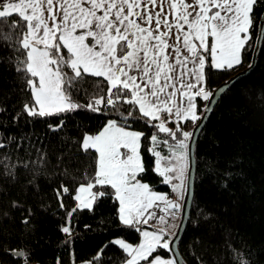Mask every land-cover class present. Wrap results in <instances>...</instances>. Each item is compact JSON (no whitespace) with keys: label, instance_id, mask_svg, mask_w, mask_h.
Returning a JSON list of instances; mask_svg holds the SVG:
<instances>
[{"label":"snow or ice","instance_id":"1","mask_svg":"<svg viewBox=\"0 0 264 264\" xmlns=\"http://www.w3.org/2000/svg\"><path fill=\"white\" fill-rule=\"evenodd\" d=\"M261 4L264 0H0V45L11 49L14 58L9 62L25 85L23 91L30 93L23 113L47 117L74 112L82 105L73 101V94L87 95L84 86L92 84L96 94L83 107L92 112L112 108L120 117L108 120L97 134L84 133L78 142L85 153L96 154V168L89 182L76 190V208L68 212L63 233L72 234L76 209L92 210L99 198L113 194L119 202V222L127 227L147 224L155 217L149 209L161 202L165 216L182 207L138 179L146 170L140 152L145 134L130 130L132 122L144 119L177 141L169 146L170 158L161 156L156 146L168 140L153 134L149 151L155 157L156 174L166 184L178 180L172 191L182 196L187 190L186 141L192 133L183 132L179 139V124L200 120L196 98L210 101L214 95L205 87L206 66L230 70L242 62L241 51L257 26L254 19L264 20V15L254 17ZM258 26L264 29V24ZM86 77L102 78L106 86ZM124 105L129 107L121 111ZM20 115L17 112L14 118ZM168 123L176 125L174 131ZM62 126L63 120L53 130ZM4 147L0 142V149ZM9 159L4 155L0 166L5 176L15 179L17 164L7 163ZM97 186L113 192H94ZM61 188L68 193L67 187ZM13 207L20 205L13 202ZM165 216L158 218L157 231L140 232L136 246L121 239L112 242L126 254L122 264H178V259L153 255L158 249L170 250L173 243L164 239ZM102 252L93 259H100Z\"/></svg>","mask_w":264,"mask_h":264},{"label":"trees","instance_id":"2","mask_svg":"<svg viewBox=\"0 0 264 264\" xmlns=\"http://www.w3.org/2000/svg\"><path fill=\"white\" fill-rule=\"evenodd\" d=\"M263 11L264 4L257 6L254 17L262 16ZM259 21L254 19L257 26L250 30L239 65L230 70L206 66L207 91L250 65ZM62 52L67 55L66 49ZM205 55L210 61V55ZM10 57L14 58L11 49L0 45V106L5 109L0 112V142L5 144L0 159L7 155V163L17 164L15 179L5 176L0 166V262L122 264L126 254L112 242L121 239L135 245L140 239L137 229L142 227L119 222L114 194L99 198L92 210L76 209L72 234L61 231L68 223V212L76 208L78 186L86 185L95 174L96 154L85 153L78 142L84 133L97 134L108 120L119 121L120 117L112 108L102 106L101 112H92L83 107L96 94L92 84L84 86L87 95L84 91L73 94V101L82 105L76 111L28 117L23 104L30 100V93L23 91L25 85ZM196 105L200 116L204 100L197 97ZM17 112L21 115L14 118ZM61 120L63 126L54 131ZM195 123L179 124L178 138ZM167 126L173 131L176 127L173 123ZM130 130L145 134L140 152L146 170L138 179L154 192L171 195L170 186L154 171L150 137L156 134L161 141L168 140V144L156 146L165 157L176 141L158 133L144 119L132 122ZM105 190L113 192L110 187L93 188L94 192ZM13 202L20 207H13ZM170 218V213L165 216L167 222ZM177 247L185 264H264V35L254 68L221 93L196 136L192 201ZM101 249L100 259L94 260ZM13 251H22L23 257L12 256ZM153 255L166 257L169 252L158 249Z\"/></svg>","mask_w":264,"mask_h":264},{"label":"water","instance_id":"3","mask_svg":"<svg viewBox=\"0 0 264 264\" xmlns=\"http://www.w3.org/2000/svg\"><path fill=\"white\" fill-rule=\"evenodd\" d=\"M262 15H264V11H263ZM259 24H264V20H260ZM263 35H264V29H262L261 27L258 26L257 37H256V40H255V43L253 46L250 65L247 66L246 68H244L243 70L238 71L236 74H234L232 77H230L227 81L223 82L222 84H220L218 87H216L212 91V93L214 94L213 97L211 98L210 101H206L204 108L202 110V113L200 115L201 119L198 120L196 122V124L194 125V127L192 128V131H191L192 136L187 142V145H188V148H187V159H188L187 190L185 191V194L183 197L179 221H178L177 227H176L175 232H174L175 236L171 237V240L173 241V243L170 245V250H169V253L173 257V259H178V264H185L184 260L182 259L181 255L178 251L177 243H178V240L181 237L182 232L184 230L186 220H187V216H188L189 207H190V204L192 201V179H193V170H194V145H195L196 136H197L199 130L201 129V127L203 126V124L205 123V121L207 120L208 116L210 115V113H211L218 97L221 95V93L226 88H228L230 85H232L234 82H236L239 78L248 74L254 68L256 61H257V58H258V55H259V52H260V49H261ZM19 253H22V255ZM10 254L14 257H17V258L23 257L22 251H20V252L13 251V252H10Z\"/></svg>","mask_w":264,"mask_h":264},{"label":"crops","instance_id":"4","mask_svg":"<svg viewBox=\"0 0 264 264\" xmlns=\"http://www.w3.org/2000/svg\"><path fill=\"white\" fill-rule=\"evenodd\" d=\"M198 43V42H197ZM211 43V38L209 37V44ZM211 58V57H210ZM196 102V101H195ZM165 119L166 120H168V119H172V118H169V117H167V116H165ZM181 123H183V122H180V124ZM103 129V128H102ZM101 129V130H102ZM100 130V131H101ZM78 189V188H77ZM156 193H158V194H162V195H166V194H164V193H160V192H156ZM171 196H172V193H171ZM171 196H167V197H171ZM76 203H77V201H76ZM159 207L160 208H163L164 207V205H163V203L161 202V203H159ZM157 208V207H156ZM156 208H153V209H149V212H155V209ZM170 217H172V218H170V220L167 222V224L166 225H164L165 226V229H167L166 230V232H167V235H165V237H164V239L165 240H169V239H171V232H170V229H171V227L173 226V218L175 219L176 218V216H178V214H179V212H178V210H170ZM148 214L147 213H145V216H147ZM156 215V214H155ZM155 224H159L158 223V219H156L155 217L154 218H152V219H149V221H148V223L147 224H139V226L140 227H142L141 229H140V232L141 231H150V232H154V231H157L158 230V228L160 227H154V225ZM145 226V227H144ZM147 227H149V228H147ZM141 239H142V237H141V235H140V239H139V241H138V243L137 244H139V242L141 241ZM137 244H135V245H133V246H136ZM132 245V244H131ZM163 257V256H162ZM165 258H169V256H166ZM79 264H89V262H84V263H79Z\"/></svg>","mask_w":264,"mask_h":264},{"label":"rangeland","instance_id":"5","mask_svg":"<svg viewBox=\"0 0 264 264\" xmlns=\"http://www.w3.org/2000/svg\"><path fill=\"white\" fill-rule=\"evenodd\" d=\"M42 47V46H41ZM205 103H206V101L204 100V105H205ZM204 108V107H203ZM202 108V109H203ZM200 115V114H199ZM158 123V122H157ZM196 124V123H195ZM191 130H189V131H185V132H189V133H191V131H192V128H190ZM182 139H183V137H182ZM181 139V140H182ZM177 142V141H176ZM188 141H186V143H187ZM186 152H187V149H186ZM161 153V152H160ZM161 156H164L162 153H161ZM169 158H170V155L168 156ZM154 167H155V163H154ZM187 168H188V159H187ZM187 168H186V178H187ZM179 183V181L178 180H175V179H173L172 180V184H178ZM172 184H167V185H169L170 186V189H171V193H172V196L171 195H169V196H171V197H167L168 198V200H171V201H174V202H176V203H178V204H180L181 206H182V202H183V197H184V194H185V192L183 193V195L181 196L179 193H177V192H173L172 191ZM79 187V186H78ZM113 191V190H112ZM76 194V193H75ZM166 196H168V195H166ZM115 197V196H114ZM118 202V201H117ZM118 205H119V202H118ZM180 210H181V208L178 210V212H179V214H178V216H176V218L174 219L173 218V226L171 227V229H170V232H171V236H173L172 234L175 232V229H176V227H177V224H178V221H179V216H180ZM161 227V225L160 224H155L154 225V227L156 228V227ZM165 227V226H164ZM167 230V229H166ZM127 243V242H126ZM168 252H169V250H168ZM162 257V256H161ZM162 258H165V256L164 257H162ZM165 259H173V257L171 256V254L169 253V258H165ZM87 263V262H86Z\"/></svg>","mask_w":264,"mask_h":264},{"label":"built area","instance_id":"6","mask_svg":"<svg viewBox=\"0 0 264 264\" xmlns=\"http://www.w3.org/2000/svg\"><path fill=\"white\" fill-rule=\"evenodd\" d=\"M162 208H156L155 209V214L156 216H163L164 215V212L161 211ZM0 264H2V262H0ZM21 264H32L31 262L29 261H23Z\"/></svg>","mask_w":264,"mask_h":264}]
</instances>
